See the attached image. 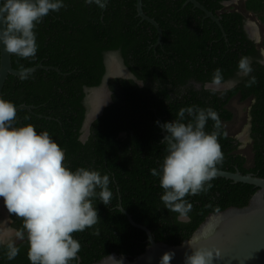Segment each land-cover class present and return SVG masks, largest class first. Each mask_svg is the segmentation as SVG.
I'll return each instance as SVG.
<instances>
[{"label":"trees","instance_id":"trees-1","mask_svg":"<svg viewBox=\"0 0 264 264\" xmlns=\"http://www.w3.org/2000/svg\"><path fill=\"white\" fill-rule=\"evenodd\" d=\"M197 1L221 18V26L186 0H143L144 12L163 31L161 43L156 45L158 31L138 15L137 0H106L103 9L95 3L86 4L85 0H63L65 7L50 12L34 29L35 57L12 55L13 68L19 71L39 65L53 68L37 69L21 77L9 75L3 99L15 107H32V111L18 112L23 126L31 124L37 133L47 131L63 149L64 164L69 169L85 167L110 177V204L105 206L98 197L92 198L100 219L91 228L72 234L80 244L77 254L81 264H94L112 254L135 258L145 251L147 234L131 225L119 210L120 203L138 224L152 231L157 241L179 245L210 214L245 207L258 191L250 184L213 178L206 191L184 198L190 205L187 213L181 215L165 206L159 178L150 174V169L158 168L166 154V145L160 143L163 129L157 121L163 124L177 119L183 107H211L218 113L223 160L216 170H239L244 175L253 173L264 178V67L253 63L250 75L257 83L251 87L245 86L249 77H244L226 92L204 87L182 91L189 80L211 83L217 68L222 70V83L226 82L235 76L242 56L257 55L255 45L239 28L242 15L224 8L222 3L227 0ZM244 7L252 11L264 8L255 0ZM220 11L224 12L219 14ZM239 44L247 46L243 54L237 48ZM117 51L144 85L129 79L110 80L113 103L91 125L87 141H82L86 90L102 85L107 72L106 55ZM237 95L242 101L256 98L251 112V168L246 166V157L237 152V140L224 128V123L234 118L228 104ZM187 119L186 114L185 122ZM14 126L20 127L16 120ZM213 130V121L209 120L205 131ZM12 215L14 226L26 232L23 219ZM181 217L189 220L182 221ZM15 246L18 255L9 260L7 245L0 244V264H31L28 240ZM70 264H78V257Z\"/></svg>","mask_w":264,"mask_h":264},{"label":"clouds","instance_id":"clouds-1","mask_svg":"<svg viewBox=\"0 0 264 264\" xmlns=\"http://www.w3.org/2000/svg\"><path fill=\"white\" fill-rule=\"evenodd\" d=\"M85 3L106 7V0ZM63 7V0H2L3 50L21 58L35 57L34 29L50 12ZM237 68L239 75L249 77L246 87L257 83L250 75L253 69L247 56L239 59ZM223 80L222 70L215 69L211 84L219 86ZM15 120V105L0 98V198L10 214L23 219L31 264H70L80 250L72 234L91 228L100 219L92 198L98 197L105 206L111 202L110 177L85 167L69 169L64 164L63 149L47 131L37 133L31 124L16 127ZM209 120L213 121L211 132L205 131ZM157 124L165 132L160 143L166 145V154L158 168L150 169V174L159 178L165 206L183 215L190 209L184 198L210 188L208 182L223 160L218 142L219 115L211 107L193 105L181 108L177 119ZM18 252L13 243L7 244L9 260ZM172 255L165 253L161 264H170ZM212 261V253L202 249L186 253L184 258V264Z\"/></svg>","mask_w":264,"mask_h":264},{"label":"water","instance_id":"water-1","mask_svg":"<svg viewBox=\"0 0 264 264\" xmlns=\"http://www.w3.org/2000/svg\"><path fill=\"white\" fill-rule=\"evenodd\" d=\"M187 4L192 3L196 8L205 12L206 17L213 19L220 26V18H217L213 12L206 9L197 0H186ZM239 0H231L226 2V5L237 3ZM2 3V0H0ZM138 15L143 21H148L154 25L158 31L159 38L156 45L161 43L163 31L159 24L152 18L148 17L143 9V0H137ZM2 26V25H0ZM12 55L3 50V45L0 44V98H3V88L9 77L14 75L21 77L28 75L30 72L37 69H53L42 65L30 68L28 70L19 71L13 68ZM115 60L121 67L123 74L113 75L111 73V61ZM107 77L101 86L87 89V104L89 111L86 115L84 124L85 140L89 133L91 125L99 117H101L105 109L111 105V92L107 89V81L112 77H127L135 78L131 73L127 72L125 66L116 54H108L107 62ZM59 71L58 69H56ZM142 85V83H140ZM201 86V85H200ZM226 85L219 86L211 83L206 84V89L224 90ZM95 91H104L107 101L103 104L97 113L92 115V96ZM16 108V121L20 126H23L22 119L19 116L21 109L32 111V107L21 105ZM163 136L165 132H162ZM213 178H225L232 180L235 183L250 184L258 188V191L252 196L249 203L245 207H230L224 211L210 214L193 235L179 245H172L166 242L157 241L152 231L138 224L133 216L126 211L122 206L119 210L125 214L132 226L143 230L147 234V244L145 251L135 258L125 255L112 254L103 258L101 261L94 264H161V258L165 253H171L172 259L170 264H184L185 254H191L196 249L206 250L213 255L212 264H264V178L258 177L253 173L242 174L239 170L236 172L216 170ZM182 221H188L187 217H181ZM78 264H81V258L77 254Z\"/></svg>","mask_w":264,"mask_h":264},{"label":"flooded vegetation","instance_id":"flooded-vegetation-1","mask_svg":"<svg viewBox=\"0 0 264 264\" xmlns=\"http://www.w3.org/2000/svg\"><path fill=\"white\" fill-rule=\"evenodd\" d=\"M229 1H231V0H227V1H225V2L222 3L223 6H224V8L226 9L227 6L229 7L231 5H235V4L238 5L239 4V6L237 8L230 9V10H227L226 9V11L227 12H231V13L232 12H235V13H238V14L242 15V17H243L242 19L243 20H242V24L239 26V28L245 33L247 39L255 45V49H256L257 55L254 58L248 57L250 59V62H251V67L254 66L253 63H256L257 64V65H255L256 67L257 66L264 67V8L263 9H259V10H253L252 11V10H248V9H246L244 7L245 4L248 1H250V0H239L237 3H233V4H230V5H226L225 3L226 2H229ZM255 2L262 3L263 6H264V0H255ZM223 12L224 11H220L219 14H222ZM246 47H247L246 45L245 46H241L240 44H239V46H237V48H239V50L242 49L241 50V54H243L244 50H247ZM237 48H234V50H236ZM111 53L112 54H116L119 57V59L121 60L122 65L125 66V68L127 69V72L128 73H131L135 77V78H129V80H134L138 85L143 86L144 83L141 82L140 80H138L136 78V76L132 73V71L128 68V66L125 64L124 59L122 58L120 52L117 51V52H111ZM108 54H110V53H108ZM108 54L106 55L105 62H107ZM106 77H107V72H106L105 78ZM242 78H244V77H242L241 75H239L238 74V71H237L236 74H235V76L233 78L229 79L226 82L221 83L223 85H226V88L224 90H214V91H217V92H226V91H229V90L235 88L236 86H238L241 83V79ZM113 79H128V78L127 77H125V78L124 77L123 78L122 77H112V78L108 79L106 85H107V89L112 93L111 94L112 103H113V92L109 88V81L110 80H113ZM140 83H142V85ZM205 86H206V84L203 85L200 82H197V81H194V80H189L188 81V84L186 86H183L182 87V91L185 92L186 88H190V87H194L195 90H200L202 87L205 88ZM208 90H210V89H208ZM236 97H239V99H240L241 102H247V101H250L251 102V105H250V119H249L250 120V136H251V132H252V120H253L252 119L251 112H252L253 106L256 104V98L253 97V96H251L248 99L242 101L240 95H237L233 99H231V101L228 104V108H229L230 103ZM112 103H111V105H112ZM85 105H86L87 113H88L89 108H88V104H87V97L85 99ZM84 133H85V131H84V127H83V135H84ZM89 136H90V133H89L88 137L85 140H83L81 138L82 141H87V139L89 138ZM235 139L237 140V142L239 144V148H238V150H239L240 147H241V145H242V143L240 142L239 138H235ZM252 148H253V140H252ZM119 206H122L121 203H120ZM9 217L11 219V226H12V228H14L15 232L18 234V238H21V239L16 240V241H13V242H11V241H6L5 242V241L0 240V244L1 245H7L8 243H13L14 245H18V244L26 241V239H27V233L26 232L19 231L14 226V218H13V215L12 214L9 213Z\"/></svg>","mask_w":264,"mask_h":264},{"label":"rangeland","instance_id":"rangeland-1","mask_svg":"<svg viewBox=\"0 0 264 264\" xmlns=\"http://www.w3.org/2000/svg\"><path fill=\"white\" fill-rule=\"evenodd\" d=\"M238 5L227 6V10L235 9ZM226 87V86H223ZM215 90V89H210ZM250 105L251 102H241L239 97H236L229 105V109L233 112L234 118L231 122L224 123V128L227 130L229 136L239 138L242 143L238 153L246 157V166L248 168L254 165V152L252 148V139L250 136ZM18 234L11 226V219L9 212L3 205L0 206V240L2 241H16Z\"/></svg>","mask_w":264,"mask_h":264},{"label":"bare ground","instance_id":"bare-ground-1","mask_svg":"<svg viewBox=\"0 0 264 264\" xmlns=\"http://www.w3.org/2000/svg\"><path fill=\"white\" fill-rule=\"evenodd\" d=\"M111 73L113 75H121L123 74V71L120 67V65L112 59L111 61ZM107 101L106 99V93L104 91H95L92 96V106H93V112L92 115L97 113V110L100 109V107L105 104ZM3 204V199L0 198V206Z\"/></svg>","mask_w":264,"mask_h":264}]
</instances>
